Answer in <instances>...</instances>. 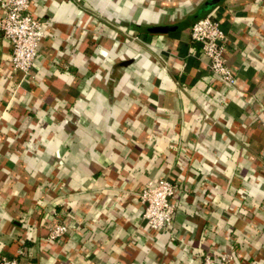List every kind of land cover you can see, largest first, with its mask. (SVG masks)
I'll list each match as a JSON object with an SVG mask.
<instances>
[{
    "label": "crops",
    "instance_id": "crops-1",
    "mask_svg": "<svg viewBox=\"0 0 264 264\" xmlns=\"http://www.w3.org/2000/svg\"><path fill=\"white\" fill-rule=\"evenodd\" d=\"M28 77L0 29V258L22 264H264V0H34ZM211 15L235 89L190 27ZM2 10L0 9V18ZM166 176L172 225L142 219ZM57 221L69 227L54 242Z\"/></svg>",
    "mask_w": 264,
    "mask_h": 264
},
{
    "label": "built area",
    "instance_id": "built-area-1",
    "mask_svg": "<svg viewBox=\"0 0 264 264\" xmlns=\"http://www.w3.org/2000/svg\"><path fill=\"white\" fill-rule=\"evenodd\" d=\"M34 0H0L2 17L0 29L4 37L11 44V65L14 71H19L25 77L30 75L35 60L39 55V48L46 37L48 21L32 13ZM192 41L201 44L203 54L208 58L207 67L213 78L223 87L235 89L237 77L234 69L229 67L225 58V33L219 27L218 21L211 15L194 21L190 27ZM174 184L166 176L149 180L139 193L142 207V219L148 228L161 231L172 225L176 204L173 200ZM69 227L62 221L52 225L48 240L54 242L67 235ZM1 257L0 264H22L21 256ZM200 264H231V256L224 253L219 260L209 254H204Z\"/></svg>",
    "mask_w": 264,
    "mask_h": 264
}]
</instances>
